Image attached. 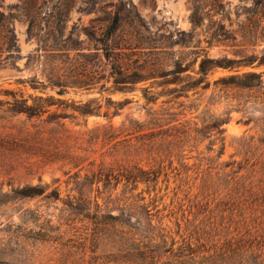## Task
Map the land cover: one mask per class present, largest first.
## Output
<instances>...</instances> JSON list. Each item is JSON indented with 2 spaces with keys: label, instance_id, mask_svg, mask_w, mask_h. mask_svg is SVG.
Returning <instances> with one entry per match:
<instances>
[{
  "label": "rangeland",
  "instance_id": "obj_1",
  "mask_svg": "<svg viewBox=\"0 0 264 264\" xmlns=\"http://www.w3.org/2000/svg\"><path fill=\"white\" fill-rule=\"evenodd\" d=\"M121 1L140 18L138 26L125 18L116 42L136 39L138 48L123 59L149 71L155 62L159 73L179 62L189 69L183 77L199 78L204 56L240 60L264 53V19L254 0H223L215 8L209 3L200 26L192 23L189 0H101L97 9L113 11ZM0 3L17 16L18 47L7 52L0 45V197L27 186L44 190L0 203V264H135L120 260L128 245L113 239V229L96 239L100 230L86 215L99 212L119 216L125 231H155L159 243L146 245L160 253V264L192 255L199 264L264 259L259 93L215 85L235 73L222 69L209 76L208 90L180 97L169 93L174 85H163L172 76H149L116 90L112 65L81 32L95 27L103 33L105 22L93 20L104 14L83 15L79 9L86 5L75 0L59 33L51 15L62 2L40 0L30 30L28 0ZM71 33L81 47L68 55L64 44ZM57 75L96 80L84 88H55ZM13 96L30 105L41 97L54 106L40 117L14 115L5 104ZM152 114L158 126L150 122Z\"/></svg>",
  "mask_w": 264,
  "mask_h": 264
},
{
  "label": "trees",
  "instance_id": "obj_2",
  "mask_svg": "<svg viewBox=\"0 0 264 264\" xmlns=\"http://www.w3.org/2000/svg\"><path fill=\"white\" fill-rule=\"evenodd\" d=\"M31 1V3H30ZM40 0H28V6L25 10V16L27 21L30 23V30L33 26H36V19L34 17V12L37 9L38 2ZM62 3L59 8L56 9L55 13H52V30H57L59 33H62L64 23L68 17L69 12L71 11L75 0H60ZM193 4L192 12V23L195 26H200L203 22L204 10L207 8L210 3L214 8L216 6L223 7V0H189ZM82 3L86 5V9L80 8L79 11L83 15H89L93 13L100 12L106 17L104 19L97 18L93 20L94 23H104L106 29L103 33L98 34L95 27L91 30L89 28H84L81 30L87 36V39L97 45V52L102 51V57L110 62L111 71L114 76V85L116 90H121L118 87L135 85L144 81H147L149 76L156 75L157 77L153 78H168L172 76L173 79L166 81L163 85H174L175 87L169 89V93L178 94V97L182 94H187L189 92L196 91L201 87L202 90H208L211 87V82L209 81V76L216 72L219 69L235 72L232 75L219 78L214 82L215 85H222L226 88H234L238 90L245 91H254L259 93L258 102L264 106V93L261 91L264 90V72H243L242 69L248 68H259L264 67V53L261 55L252 54L250 56L243 57L240 60L232 59H211L204 56L199 63V70L195 73L199 78L193 77L191 75H182L189 72L187 67H184L179 62L175 63V66L169 72L159 73L161 67L155 63H152L151 70L146 68L145 64H141L136 61L128 63L123 59L125 51L132 52L135 50L138 41L136 39H128L123 41V43L116 42V39L123 28L125 18L131 20V23L138 26L137 18H140L139 13L135 10V7L130 4V10H126L127 3L121 1L119 6H116V9L113 11H105L104 9H97V6L101 4V0H82ZM128 4V5H129ZM255 9L260 10L262 18L264 19V0H254ZM135 10V11H134ZM17 16L13 13L6 14L5 7L0 3V45L5 47L7 52H16L18 51L17 40L15 35V30L13 27V21ZM79 47L81 44L79 41L73 39V33L67 38L64 44V49L67 51L68 55H71L73 52L80 51ZM100 47V48H98ZM78 54V53H77ZM94 57V56H93ZM73 62V60H72ZM77 67V64L76 66ZM76 73V71L74 72ZM149 73V75H147ZM79 75V74H78ZM79 76H66L61 75L56 76V80L51 82V86L55 88H84L89 87L96 80L94 76H87L86 80L78 79ZM32 88L39 90V87L32 85ZM60 96L64 95L63 91H59ZM146 98L152 101V97ZM154 99V97H153ZM155 100V99H154ZM44 101H51L49 99H43L41 97L35 98L34 104L30 105L27 99L13 96V102H6L5 104L9 105V111L14 115H26L30 118L40 117L50 112V108L54 106L52 103L47 105H42ZM38 102V103H37ZM82 114H92L91 111H82ZM151 116V115H150ZM160 121L157 118V115L151 117L152 125L158 126ZM171 136V135H168ZM156 140H149L150 145H155ZM222 155V154H221ZM101 174V173H100ZM44 194V190L27 186L21 189L14 190L11 195H3L0 197V203H4L11 199L12 197L31 199L39 195ZM86 211V210H85ZM102 212V211H101ZM86 218L90 219L95 225L96 229H99L100 232L96 233V239L101 241V235L104 231L113 229L114 235L113 239L125 241L126 255L121 257L120 260H123L124 263H135V264H160L161 255L157 252H151L147 245H152L159 243L156 239L155 231L152 229H133L129 228L128 231L124 230V222L119 216H113L109 214H91L86 215ZM121 227V229L119 228ZM102 229V230H101ZM147 244V245H146ZM205 258V256H203ZM179 261V260H178ZM179 264H199L196 261L195 255H192L191 259L179 261ZM259 264H264V259H260Z\"/></svg>",
  "mask_w": 264,
  "mask_h": 264
}]
</instances>
